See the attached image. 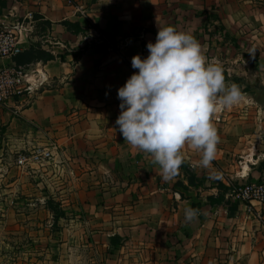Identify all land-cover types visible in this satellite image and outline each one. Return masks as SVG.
<instances>
[{
    "label": "crops",
    "instance_id": "0c3cea01",
    "mask_svg": "<svg viewBox=\"0 0 264 264\" xmlns=\"http://www.w3.org/2000/svg\"><path fill=\"white\" fill-rule=\"evenodd\" d=\"M36 16L23 52L39 47L55 59L19 66L48 82L0 104V140L16 154L55 147L52 161L26 167L66 211L64 249L90 252L81 264H264V205L254 203L259 220L229 197L232 185L257 183L264 171V0H0V23ZM166 26L194 35L244 94L212 115L220 137L212 163L202 167L186 146L168 181L115 123L118 89L138 71L132 57H146ZM6 66L14 59L0 61ZM189 205L199 212L186 223Z\"/></svg>",
    "mask_w": 264,
    "mask_h": 264
},
{
    "label": "clouds",
    "instance_id": "9594fccd",
    "mask_svg": "<svg viewBox=\"0 0 264 264\" xmlns=\"http://www.w3.org/2000/svg\"><path fill=\"white\" fill-rule=\"evenodd\" d=\"M146 48V57H132L131 67L138 71L118 89L115 123L128 144L151 155L168 181L182 165L186 146L201 153L202 167L212 163L220 142L212 115L239 104L244 94L238 84H226L222 65L208 62L189 32L159 28ZM198 212L185 207V222Z\"/></svg>",
    "mask_w": 264,
    "mask_h": 264
},
{
    "label": "rangeland",
    "instance_id": "374dc122",
    "mask_svg": "<svg viewBox=\"0 0 264 264\" xmlns=\"http://www.w3.org/2000/svg\"><path fill=\"white\" fill-rule=\"evenodd\" d=\"M209 17L218 20L216 13ZM4 147L0 140V264H65L70 256L81 264L91 254L64 249L65 222L55 225L44 207L50 195L45 178L32 167H19L18 154Z\"/></svg>",
    "mask_w": 264,
    "mask_h": 264
},
{
    "label": "built area",
    "instance_id": "2783aa9c",
    "mask_svg": "<svg viewBox=\"0 0 264 264\" xmlns=\"http://www.w3.org/2000/svg\"><path fill=\"white\" fill-rule=\"evenodd\" d=\"M35 19L0 23V61L14 59L23 53L22 36L32 33ZM103 44L113 48L111 40L105 38ZM39 74V73H37ZM47 79H31L29 73L17 66L0 68V104H7L25 92H33V85L43 87ZM27 85V86H26ZM54 146L35 147L29 154L19 153L17 164L23 168L30 164L44 165L54 159ZM229 197L234 202L243 203L249 213H255L257 219H263L262 211L254 209V203L264 205V171L257 183H238L231 186ZM255 210V211H254Z\"/></svg>",
    "mask_w": 264,
    "mask_h": 264
},
{
    "label": "trees",
    "instance_id": "16d2710c",
    "mask_svg": "<svg viewBox=\"0 0 264 264\" xmlns=\"http://www.w3.org/2000/svg\"><path fill=\"white\" fill-rule=\"evenodd\" d=\"M34 19L38 20L39 17H35ZM65 26L69 30H73V25L70 23H65ZM55 56L51 55L50 53H47L45 51H42L41 48H32L30 50L24 51L22 54L14 58V61L16 63V66H23L26 64H31L36 61H51L54 60ZM47 206L49 210L53 213L54 216V224L57 225L62 219L66 218V211L61 207L60 203L55 202L53 199H49L47 201ZM115 243V240L113 241Z\"/></svg>",
    "mask_w": 264,
    "mask_h": 264
}]
</instances>
